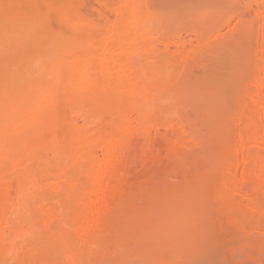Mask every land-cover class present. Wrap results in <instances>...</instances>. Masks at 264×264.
<instances>
[{"label": "bare ground", "instance_id": "6f19581e", "mask_svg": "<svg viewBox=\"0 0 264 264\" xmlns=\"http://www.w3.org/2000/svg\"><path fill=\"white\" fill-rule=\"evenodd\" d=\"M151 1L0 0V264L263 263L264 0Z\"/></svg>", "mask_w": 264, "mask_h": 264}, {"label": "rangeland", "instance_id": "374dc122", "mask_svg": "<svg viewBox=\"0 0 264 264\" xmlns=\"http://www.w3.org/2000/svg\"><path fill=\"white\" fill-rule=\"evenodd\" d=\"M157 2L156 4H159L157 7L155 5V7L153 6L154 2ZM152 6L158 11H176V10H185V8H193L194 6L196 7L197 5L195 3H199V0H161L160 3L158 0H152ZM194 2V4H193ZM168 3L170 5H168ZM173 3V4H172ZM161 5V7H160ZM164 5V6H163ZM193 5V6H192ZM159 7V8H158ZM194 7V8H195ZM164 9V10H162ZM176 9V10H175ZM174 21V23H171V32L174 31L175 29V24L178 23V21L175 22V19L173 18L172 20H170V22ZM173 25V26H172ZM181 24H178V26ZM173 27V28H172ZM179 29V28H178ZM176 30H177V26H176ZM185 37V38H193L191 36H189L190 34L185 33L184 30H182L181 32V36ZM188 34V36H187ZM182 36V37H183ZM189 41V39H188ZM193 43L194 40L192 39ZM190 44V43H189ZM192 44V43H191ZM159 47H162L161 42H158L157 44ZM173 49V45L169 46ZM170 48V49H171ZM216 230V229H215ZM210 233H207L206 236V241L204 242V246L203 244L201 245L200 248L203 247L202 251H193V253L190 254L189 257H183L182 259H177L171 261L166 260L162 261L161 264H257L255 263L254 260V251L253 250H246L243 249L239 246L238 243H231L224 240L223 242L219 241V239L216 237V231L211 230L209 231ZM210 235V236H209ZM214 235V237H213ZM209 238H211L209 240ZM217 239V242H216ZM228 242V243H227ZM224 243V244H223ZM226 243V244H225ZM207 245V247H206ZM153 262H152V260ZM151 259H147L140 257V255H132L128 258L127 260V264H159L160 261L158 262V260H156L157 258H151ZM150 261V262H149ZM155 261V262H154ZM264 264V261L263 263Z\"/></svg>", "mask_w": 264, "mask_h": 264}]
</instances>
